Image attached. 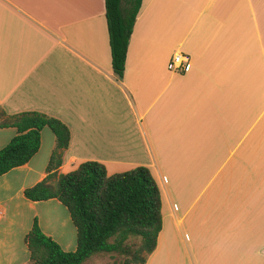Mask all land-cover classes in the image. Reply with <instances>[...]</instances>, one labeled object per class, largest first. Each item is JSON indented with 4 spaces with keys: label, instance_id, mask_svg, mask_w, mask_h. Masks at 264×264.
Masks as SVG:
<instances>
[{
    "label": "crops",
    "instance_id": "0c3cea01",
    "mask_svg": "<svg viewBox=\"0 0 264 264\" xmlns=\"http://www.w3.org/2000/svg\"><path fill=\"white\" fill-rule=\"evenodd\" d=\"M177 52L179 72L168 67ZM0 111L67 127L56 174L85 160L107 174L148 168L162 223L143 264H264V0H141L120 78L103 0H0ZM15 133L0 127V148ZM53 146L41 128L36 152L0 175V264L29 262L34 218L75 248L66 208L22 193L45 177Z\"/></svg>",
    "mask_w": 264,
    "mask_h": 264
},
{
    "label": "trees",
    "instance_id": "16d2710c",
    "mask_svg": "<svg viewBox=\"0 0 264 264\" xmlns=\"http://www.w3.org/2000/svg\"><path fill=\"white\" fill-rule=\"evenodd\" d=\"M141 0H103L110 66L116 78L123 71L125 52ZM123 4V5H122ZM0 127L13 126L14 136L0 148V175L22 165L36 152L39 131L47 127L53 137L46 175L23 196L31 201L57 199L67 210L75 229V248L63 250L44 234L34 218L24 235L31 264H80L93 254L124 255L122 264H143L161 227L157 183L145 166L107 174L104 166L85 160L56 174L69 132L58 119L35 111L1 118ZM132 239H137V243ZM142 252L144 255H142Z\"/></svg>",
    "mask_w": 264,
    "mask_h": 264
},
{
    "label": "rangeland",
    "instance_id": "374dc122",
    "mask_svg": "<svg viewBox=\"0 0 264 264\" xmlns=\"http://www.w3.org/2000/svg\"><path fill=\"white\" fill-rule=\"evenodd\" d=\"M51 211H52V208H50L48 206L37 207V209H36L37 218L39 220L40 226L43 229H44L45 225L49 224V221H48L49 214L48 213H50ZM165 228H169V225H166ZM172 239L174 241V247L176 249H178L177 248L178 244L176 243L174 237ZM132 240L135 241V243H137V239H132ZM181 253L182 252L180 251V254ZM142 255H144L143 252H142ZM146 256H145V258H146ZM124 257H125L124 255H120V254H116V253H112L111 255L106 254V253L93 254V255L89 256L88 258H86L80 264H122ZM27 264H31V263L28 262ZM136 264H138V263H136Z\"/></svg>",
    "mask_w": 264,
    "mask_h": 264
},
{
    "label": "built area",
    "instance_id": "2783aa9c",
    "mask_svg": "<svg viewBox=\"0 0 264 264\" xmlns=\"http://www.w3.org/2000/svg\"><path fill=\"white\" fill-rule=\"evenodd\" d=\"M187 64V56L185 54L182 53H173L169 63H168V67L175 72H179L185 69Z\"/></svg>",
    "mask_w": 264,
    "mask_h": 264
}]
</instances>
